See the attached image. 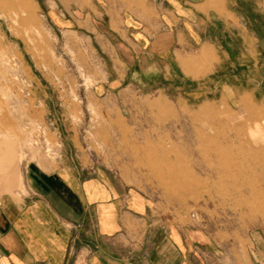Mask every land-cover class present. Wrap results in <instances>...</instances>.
<instances>
[{
    "label": "rangeland",
    "instance_id": "rangeland-1",
    "mask_svg": "<svg viewBox=\"0 0 264 264\" xmlns=\"http://www.w3.org/2000/svg\"><path fill=\"white\" fill-rule=\"evenodd\" d=\"M45 1L0 0V196L23 187L28 161L78 166L195 238L204 264H264V0H191L208 43L165 41L166 60L151 54L143 70Z\"/></svg>",
    "mask_w": 264,
    "mask_h": 264
},
{
    "label": "crops",
    "instance_id": "crops-1",
    "mask_svg": "<svg viewBox=\"0 0 264 264\" xmlns=\"http://www.w3.org/2000/svg\"><path fill=\"white\" fill-rule=\"evenodd\" d=\"M154 1L119 11L99 0L45 2L57 23L83 29L106 43L111 58L143 70L140 61L151 54L166 60L165 41L208 43V31L197 27L207 15L193 1L167 0L160 11ZM22 172L23 187L0 196V264L205 262L195 238L151 224L144 199L105 175L66 165L48 171L33 161Z\"/></svg>",
    "mask_w": 264,
    "mask_h": 264
},
{
    "label": "bare ground",
    "instance_id": "bare-ground-1",
    "mask_svg": "<svg viewBox=\"0 0 264 264\" xmlns=\"http://www.w3.org/2000/svg\"><path fill=\"white\" fill-rule=\"evenodd\" d=\"M255 109V108H254ZM248 110V109H247ZM175 168V167H174ZM176 172H178V171H176ZM178 174V173H177ZM183 190V189H182ZM247 206V209H246V213H251V211H253V207L252 206H250V205H246ZM244 212V211H243Z\"/></svg>",
    "mask_w": 264,
    "mask_h": 264
}]
</instances>
